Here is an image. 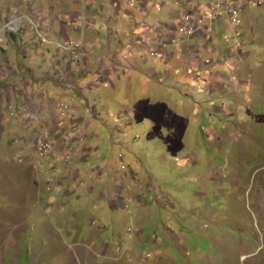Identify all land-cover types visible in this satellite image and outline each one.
<instances>
[{"label": "rangeland", "instance_id": "374dc122", "mask_svg": "<svg viewBox=\"0 0 264 264\" xmlns=\"http://www.w3.org/2000/svg\"><path fill=\"white\" fill-rule=\"evenodd\" d=\"M179 1L166 0V4ZM85 2V10L90 11ZM68 3L73 5L72 0ZM96 3L103 13L100 7L105 0H96ZM212 3L222 5V0ZM51 4L49 0H0V264H86L78 255L67 257L63 244L69 242L62 237L63 227L58 226L59 235L51 237L44 229L49 220L47 216L35 214L36 223L23 220L36 211L34 201L39 196L37 188L33 191L25 185L34 181L35 164L30 165L35 157L46 189L42 197L50 204L53 196L59 198L64 193V187L62 191L55 188L60 182L58 172L76 161L74 153L61 149L54 137L51 141L56 144L55 156L35 155V138L42 130L51 131L56 127L61 128L62 135L66 131L72 137L83 134L86 144L90 141L93 150L100 149L90 158L87 167L83 164L79 185L89 186L97 178L100 180L94 175L97 172L102 175L103 185L109 182L110 189L116 191L119 174L132 169V175L137 176V186H142L136 193L152 204V209L143 210L136 220L129 216L138 215L139 209H135L136 204H130L131 211H125L127 218L122 224L126 231L120 233L118 239L112 233V241H116L115 254L109 260L140 264L135 255L142 258L149 253L152 257L145 264H157L158 254L164 255L165 251L160 264H264V8H253L255 17L261 16L262 20L258 27H250L256 31L255 37L246 32L238 37L239 42L247 43L241 52L228 55L237 44L235 31L228 28L227 33L224 30L222 36L214 38L216 52H222L216 56L210 54L193 66L187 63L186 57L173 60L166 69L155 61L147 63L144 54L151 56L153 45L136 51L137 43L130 38L119 55L124 65H119L118 60L115 68L129 72L132 66L128 64L137 62L138 76L157 68L158 72H166L162 81L169 89H173L171 79L175 76H189L191 83L183 85L201 92L197 95L194 92L193 97L190 89H174L173 95L162 90V98L151 100L155 89L144 79L136 83L134 91L122 87L117 96L110 88L113 80L106 75L97 82L102 86L98 92L87 90L89 79L84 77L77 76L79 86L66 84L68 68L73 72L84 68L87 47L83 39L78 49L80 56L70 66L73 62L66 58L67 52L57 45L66 46L67 41L49 34L47 27L43 28L44 32L41 28L44 19L39 14ZM74 7L82 12V0H76ZM23 9L33 14L24 18ZM59 10L64 11V8L59 7ZM163 16L165 21H174L177 12L171 14L168 7ZM88 17L87 13L86 20ZM108 17L104 14V18H98V24L93 25L98 42L92 50L99 58L110 56L109 46L115 38H125L131 33L125 26L113 28L117 25L111 24ZM49 20L52 22L51 18ZM26 35L30 36L29 45L24 41ZM43 35L52 43L42 45ZM70 36L68 42L74 45L82 40L80 33L73 31ZM156 38L151 41L155 46ZM206 50L213 51L209 47ZM112 51L119 49L115 46ZM127 51L129 57H125ZM28 58L30 62L25 60ZM201 78H205L203 84ZM54 81L62 82V90ZM70 93L76 97L73 99ZM169 95L173 107L166 120L159 109L164 102L170 103L164 100ZM61 101L80 107L83 112L79 111V115L73 108L78 117L85 116V112L87 115L90 106H96L99 120L90 122L93 125L89 126L93 118H88L79 127L78 123L73 124L72 119L61 115ZM42 107L45 110L39 109ZM11 142L13 145L9 146ZM121 153L125 156L124 163L119 158ZM67 154L72 158V165L65 162ZM98 158L114 163L113 171L100 167ZM123 164L129 168L121 170ZM48 178L53 180L50 185ZM158 199L170 205L168 211L157 205ZM116 202L121 204L122 199L119 197ZM107 206L109 208L108 202ZM94 209V204L85 206L86 221L97 215ZM144 217H148L146 222ZM128 219L132 221L129 225ZM96 222L94 219L92 225ZM167 227L171 234L167 233ZM140 230H145L141 239ZM180 240L182 249H177ZM120 241L123 251L119 250Z\"/></svg>", "mask_w": 264, "mask_h": 264}, {"label": "crops", "instance_id": "0c3cea01", "mask_svg": "<svg viewBox=\"0 0 264 264\" xmlns=\"http://www.w3.org/2000/svg\"><path fill=\"white\" fill-rule=\"evenodd\" d=\"M49 1L50 2L52 1L50 7L43 8L41 13L39 14L40 17L44 19L41 25L42 31L44 32L43 28L47 27L49 30V34L61 38L64 41L71 40L70 34L73 31L77 32L78 34L80 33L82 35L85 42V46L87 47L85 50L87 60H85L86 63L84 68L78 70L77 72H73L72 68H68V71L66 72H69V76L68 79L66 80V84L68 85L78 84L79 86L80 82L79 80L76 79L77 76H80L82 78L84 77L86 79H89V82L87 83L88 84L87 90L90 93H93L96 90H97L96 92H98L102 89V86L97 85V82L100 78L106 75V76H110L111 79L113 80V86L110 88L111 91L116 96L120 91V89L125 86L126 88L129 87L130 89H132V91H134L136 83H138L141 79H144L146 83H149L155 89V92H153L151 100L158 98V96L162 98L164 95V93L161 95L162 90L163 91L165 90L164 92H169L170 94H172L174 93V91H172L174 89H179V90L190 89L191 92L190 95L193 97H195V94L196 95L198 93L201 94L200 90H197L198 92H196L194 89L188 88L187 84L183 85V83H191L192 77L189 76H180V75L175 76L174 79H171L173 84V87L171 88L173 89H169L165 86L164 84L165 82L162 81L166 72L165 73L158 72L157 68H153L151 71H149V73H147L148 75L145 74L144 76H138V71H140V69L139 68L137 69L136 67L137 62L136 65L128 64L133 67L130 68L129 72L127 71L124 72V70L122 71L115 68V65H117L118 60L121 62L119 65L121 66L124 65L121 59H119V55H122V51L125 48V44L129 41L130 38H133L134 41L137 43L136 51H138V49H146L145 47H149L148 45H146V42L144 43L142 42L141 39H138V36L142 37V39L146 38L145 40L152 41L153 38L157 36L156 30L161 32L164 35V39H165L164 40L165 45L163 50L165 51L166 55L169 57L167 59L164 58L160 59L158 57H155V59H151L152 57L150 56V54L145 53L144 58L147 63H150L151 61H155L156 63H160L161 67H164L165 69L167 66H169L170 62L172 63V61L176 59H181L183 57H186L187 63H189L190 65L192 64L195 65L198 61L203 62L204 58L208 57L210 54H212V56H216L222 52V51L219 52L214 51L215 50V48L213 47L214 43L208 42L206 37L207 32L199 33L194 38L188 41L180 40L175 45L169 43L170 39L176 37L178 38V34L176 32L177 29L176 20L178 19L180 12L183 10L184 7L187 6V4H191V3L200 4L203 9H206L208 6L212 5L213 0H180L178 3H173V4L171 3V5L166 4V0H130L131 1L130 5L126 3V0H105V4L101 5L100 11L110 16L108 17V20L111 24L117 25V27H113V28L118 29L120 26L122 27L125 26L128 28L127 30L131 32V33H127L130 37L129 36H125V38L117 37L114 39V43H110L111 44L109 46L110 59L105 55L103 56L101 55L99 58L97 52L95 50H92V48H94L95 44H97L98 42L97 33L92 31L93 25L98 24V18L99 19L104 18V14L100 13L99 9H97V7L99 6L96 3V0H82L84 7L82 12L74 9L75 8L74 6H76V0H72L73 5H70L68 3V0H49ZM85 1L88 2L90 6V11H87V9L85 10L86 7ZM59 7H63L64 11H60ZM168 7L171 10V14L177 12L176 20L172 21L169 19L165 21L166 17L163 16V13L167 10ZM87 13L90 15V17H88L86 24H84L82 17L87 15ZM21 14L24 18L26 17L28 19L29 15L33 14V12L24 11L23 9ZM49 18L52 19V22L49 20ZM241 18L243 19V32H246L247 35L253 34V37H255L256 31L251 30L250 27L251 26L258 27L260 25L262 17L261 16L258 18L255 17L253 8L247 6L246 1L245 3L242 4ZM143 23H147L150 26L144 25ZM151 23H155V24L152 25ZM207 25H211V21H208ZM83 27H84V31H83ZM152 27H156V29L154 30ZM113 28L111 29L112 34H113ZM213 28L214 30L212 35L214 38L217 37L218 35L222 36L224 34V30L227 33V30L229 28L228 19L226 17L225 18L222 17L221 20H218L213 24ZM25 29L26 31L28 30L27 27H25ZM112 34H110V36H112ZM30 35H32L31 32ZM29 37L30 36L26 35L24 39V41L28 45L31 44V42H28ZM151 45H153L152 51L153 50L158 51L160 49V45L158 44V36L156 38V46L155 44H151ZM115 46L118 47L119 51L116 52L112 51V48H114ZM208 47L213 51H210L209 53L206 52L207 51L206 49ZM132 48L134 49V47ZM119 52H121V54H119ZM132 52L134 55L135 51ZM128 55L129 53L127 51L125 57H129ZM133 55L130 54V56ZM112 56L115 57L112 58ZM66 58L68 57L66 56ZM25 60H29L30 62L29 58ZM247 61L248 59L245 60L244 67ZM18 64H20L21 66V63ZM73 64L74 62L70 63V66H72ZM64 71L65 70H61V72ZM123 74H125L127 77ZM92 76H94L95 78L94 79L91 78ZM178 77H181V79ZM125 79H127V84H124ZM202 79L205 78H201L200 80L201 83H202ZM54 84L56 85L57 88H59V90H62V82L57 81L56 83L54 81ZM202 91L204 92V89H202ZM70 95L73 99L76 97L73 93H70ZM88 98H90V96ZM164 100L170 101V103L167 104L164 102V106H161L159 112L165 117L166 120H168L169 113L172 111L171 108L173 106L171 105V102L173 100L171 99L170 95L167 96ZM33 107L35 108L36 106ZM72 107L75 108L76 111H78V115H79V111L83 112V110L78 106L75 107L72 106ZM39 109H41V111L45 110L44 107ZM78 115H76V117L72 120V122L73 124L78 123L80 127V124L83 125L84 124L83 122H86L88 120V117L86 115V112H85V116L82 115L78 117ZM93 120L89 121V123L90 122L95 123L99 120V118ZM93 123H90L89 126L93 125ZM132 123L133 122H130V124ZM55 129L56 128L52 130ZM8 145L12 146L13 143L11 142ZM61 146L62 145H60V147ZM99 151L100 149L98 147L95 150H93L91 148V142L89 141L88 147L84 148L82 153L80 152H75L77 154L74 153V155L76 156L75 163L72 166L66 167L63 171L60 170V172H58L57 174L59 176L58 179L60 181L58 183H62L64 185V190H63L64 193L60 194L59 196L61 197L59 198L53 196L54 199L52 204L47 203L45 198L42 197L46 189L42 177L40 176L41 173H40V167L38 166L39 163L38 159L36 157L35 159L33 158L34 161L30 165V167H33L35 164L36 171L33 173L34 181L31 182V185L28 184V182H26L25 185L27 188L29 187L33 189V191L35 190V188H37L39 196L38 198H36V201H34L35 206L33 209L36 211H34L33 214L25 216L23 220L26 223L31 220L33 221V223H36L34 216L35 214L47 216L49 220H47L44 229H45V233L51 237L53 236L57 237L59 235V232L57 231L58 226L63 227L64 230H62V237L65 238V242H69L63 244L64 250L67 252V257L69 255L75 257L78 255L82 259H85L86 264H123L114 261L113 259L109 260V257L110 258L114 257L115 254L114 243L116 241L115 242L112 241L113 240L112 233H114L115 237L118 239V237L121 236L120 233L123 234L124 233L123 231H126V229L122 228V224L124 220H126L127 218L125 214V211L127 209L124 208L123 204L124 203L127 204L131 201L130 202L131 205L136 204L137 206H139V207L135 206V209L136 208L139 209V214L138 215L136 214L135 217L129 216L131 220L139 219L143 210H147V209L151 210L152 204L149 203L148 201H143V196L140 193L139 194L136 193L137 188L140 187L142 188V186L135 185L132 175V169L128 172L125 171L119 174L120 182L119 184H116V191L113 190L112 188L110 189L109 182L103 185V183L101 182L102 175L97 174V172H95L94 175H98L101 178L100 180L99 178H97L91 184H89V186H85L82 184L79 185L80 179L82 178L83 175V172L81 170L83 164L84 167H87L88 166L87 163L90 160V158L95 156L96 153ZM98 160L100 161L99 164H101L100 167H106L107 171H113L114 163L110 162L108 164L106 158H104L103 160H100V158H98ZM150 181L152 182L153 185L154 183L152 177H150ZM83 182L85 183V180H83ZM122 183H124V185H121ZM147 188L148 189L151 188V185L148 184ZM115 195H117L122 199L121 204H119L114 200ZM74 199H76V201L72 202ZM107 202L109 204V208L107 206ZM87 204L95 205L94 210L97 215H94L91 219L86 221L84 218H86L85 206ZM157 205H159L163 209H166L167 211L170 208V205H168V203H163L160 201V199L157 200ZM106 208L110 209L111 211L110 212L106 211L105 210ZM122 213H124V215L123 217L120 218ZM144 214L146 215V212ZM144 218L143 221L146 222L148 217H144ZM94 219L97 220L96 225H92ZM53 220H56V222H54ZM127 223L129 225L132 223V221H129L128 219ZM86 224L87 227L85 226ZM167 233L170 234L172 233L170 227H167ZM108 234H110V236ZM142 236H145V230H140L139 239H141ZM137 240L135 242H137ZM155 242L158 243L157 239ZM180 243H183L182 240H180V242L176 245L177 249H182L180 247ZM163 250L165 249L163 248ZM164 255H165V251H164ZM164 255L158 254V257L161 258V260H157V264H160L163 261Z\"/></svg>", "mask_w": 264, "mask_h": 264}, {"label": "built area", "instance_id": "2783aa9c", "mask_svg": "<svg viewBox=\"0 0 264 264\" xmlns=\"http://www.w3.org/2000/svg\"><path fill=\"white\" fill-rule=\"evenodd\" d=\"M127 4H131L130 0H126ZM245 3L244 0H222V5L214 6L212 5L208 6L206 9H203L200 4H187L186 7L183 8V10L180 12V15L178 19L176 20V32L178 34V38H172L170 39L169 43L172 45H175L178 43V41H188L192 38H194L196 35L199 33L207 32L206 37L209 43H214V37L212 35L213 33V24L220 20L222 15H224L229 22V28L231 30L235 31L236 34V46L231 48L228 51V55H235L238 52L242 51V47L246 45L247 43L239 42L238 37L243 36V19L241 18V10H242V4ZM246 5L251 7V8H264V0H248L246 2ZM208 21H211V25H207ZM87 20L85 16L83 17V23L86 24ZM84 31V27H83ZM209 33V34H208ZM156 34L158 36V44L160 45V49L153 50L151 51V56L152 57H158V58H164L167 59L169 56L166 55L165 51L163 50L164 45H165V39L164 35L156 30ZM142 41V37H140ZM41 44L47 43H52L49 41L45 35L42 36ZM82 40L77 43V44H72L71 42H66V46L57 43L58 47L64 49L67 52V57L72 61L75 62V59L79 58L80 52L79 48L80 45L82 44ZM229 41V40H228ZM145 43V42H144ZM151 41L147 40L146 45L151 46ZM215 48V51L218 50V48ZM206 82V80H204ZM60 103V108H61V115L68 117L69 119H74L75 112L73 111V107L64 101L59 102ZM98 108L96 106H90L89 109L87 110V117L88 118H93V119H98ZM47 126V125H46ZM67 126V124H65ZM66 131L65 135H62L61 128L56 127V131L53 132V130L44 129L40 132L39 137L35 138L33 142V150L35 155H40V156H48L52 157L56 155V144L51 141V138L54 137L56 140H58L59 145H62L61 148L67 149L68 151H71L73 153L75 152H80L82 153L83 149L88 147V144H86V137L83 134H76L75 136H71L70 134L67 133ZM65 133V132H64ZM65 162L68 165H72L73 161L70 156V154H67L65 157ZM119 158L121 159L122 163L125 162V156L123 153L119 155ZM129 166H126L123 164L121 170H127ZM135 175V176H134ZM133 175V180L135 182V185H137V176L134 173ZM53 180L50 178L47 179V184H51ZM64 185L62 183H58V185L55 186L57 191H62ZM51 190V189H50ZM119 197H115L114 200L118 201ZM131 202V201H130ZM123 204L127 210H130V204ZM131 232H133V228L130 229ZM119 250L123 251V244H121V241L119 242ZM131 252L128 253L127 255L130 256ZM136 256V255H135ZM140 259V264H145L148 262L152 255L147 253L143 255L141 258L139 255H137ZM159 258V257H158ZM157 258V259H158ZM161 260V258H160ZM131 261V260H130Z\"/></svg>", "mask_w": 264, "mask_h": 264}, {"label": "bare ground", "instance_id": "6f19581e", "mask_svg": "<svg viewBox=\"0 0 264 264\" xmlns=\"http://www.w3.org/2000/svg\"><path fill=\"white\" fill-rule=\"evenodd\" d=\"M15 23V22H14Z\"/></svg>", "mask_w": 264, "mask_h": 264}]
</instances>
